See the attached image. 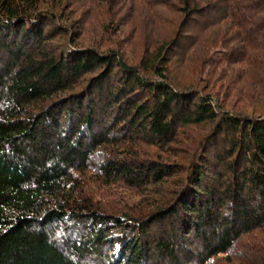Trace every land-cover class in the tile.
Instances as JSON below:
<instances>
[{
  "label": "trees",
  "instance_id": "trees-1",
  "mask_svg": "<svg viewBox=\"0 0 264 264\" xmlns=\"http://www.w3.org/2000/svg\"><path fill=\"white\" fill-rule=\"evenodd\" d=\"M142 1L128 50L0 0V264H264V0Z\"/></svg>",
  "mask_w": 264,
  "mask_h": 264
},
{
  "label": "rangeland",
  "instance_id": "rangeland-1",
  "mask_svg": "<svg viewBox=\"0 0 264 264\" xmlns=\"http://www.w3.org/2000/svg\"><path fill=\"white\" fill-rule=\"evenodd\" d=\"M72 1L74 7L71 8L67 4L65 13L71 14L72 19L82 24L80 38L84 37L89 43H100L102 48L113 47L112 43L127 42L130 43L128 50L131 45L142 50V45H149V40L154 39L153 30L161 22L158 14L142 0ZM170 15V11L165 14L167 19ZM137 49L133 48L131 51L137 52ZM138 53L141 55V51ZM171 154L172 152L167 150L161 153V157L171 162L175 160Z\"/></svg>",
  "mask_w": 264,
  "mask_h": 264
}]
</instances>
